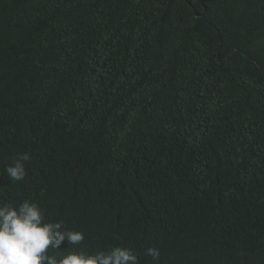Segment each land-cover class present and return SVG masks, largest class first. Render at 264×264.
Wrapping results in <instances>:
<instances>
[{"label":"trees","instance_id":"16d2710c","mask_svg":"<svg viewBox=\"0 0 264 264\" xmlns=\"http://www.w3.org/2000/svg\"><path fill=\"white\" fill-rule=\"evenodd\" d=\"M25 199L85 235L50 255L264 264V0H0V203Z\"/></svg>","mask_w":264,"mask_h":264},{"label":"clouds","instance_id":"9594fccd","mask_svg":"<svg viewBox=\"0 0 264 264\" xmlns=\"http://www.w3.org/2000/svg\"><path fill=\"white\" fill-rule=\"evenodd\" d=\"M30 159L28 153H22L5 167L11 182L24 180ZM84 240L82 231L69 230L63 222L46 221L37 202L0 203V264H141L136 250L122 246L94 251L76 247L59 256L49 254V249L59 250L65 241L79 246ZM144 256L158 264L160 251L149 247Z\"/></svg>","mask_w":264,"mask_h":264}]
</instances>
